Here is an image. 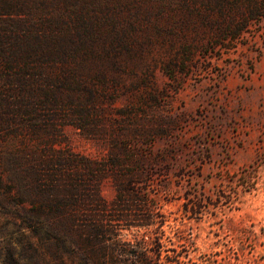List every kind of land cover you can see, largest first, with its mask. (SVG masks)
I'll list each match as a JSON object with an SVG mask.
<instances>
[{"label": "rangeland", "instance_id": "1", "mask_svg": "<svg viewBox=\"0 0 264 264\" xmlns=\"http://www.w3.org/2000/svg\"><path fill=\"white\" fill-rule=\"evenodd\" d=\"M8 1L0 74L25 22L67 60L24 113L0 97V264L137 263L117 246L264 264V0H39L30 17L1 14ZM19 154L40 175L31 200L11 180ZM67 160L85 184L75 207ZM90 217L102 234L82 230Z\"/></svg>", "mask_w": 264, "mask_h": 264}, {"label": "trees", "instance_id": "2", "mask_svg": "<svg viewBox=\"0 0 264 264\" xmlns=\"http://www.w3.org/2000/svg\"><path fill=\"white\" fill-rule=\"evenodd\" d=\"M15 1H17V3L20 1L18 8H15V5H13V2ZM37 1L39 0H9L4 4L5 12H1V14L12 13L15 11L17 14H23L30 17L34 14V5ZM22 27L24 30L22 34L17 36L18 45L15 44L16 50H10V55L7 59L5 58L9 68L8 73L5 74L1 72L3 75L0 74V97L3 98V101L9 99L10 101L17 102L19 111L24 113L26 107H28L29 103L32 101V98L36 96L38 89L41 94H43L53 80L55 81L54 87L57 89V85L60 83L61 79L51 76L48 74V71L53 65H64L67 57L65 48L66 43L63 39H55L56 41L51 45V41H46L45 35L39 33L33 36V33H30L27 22L23 23ZM1 38L2 37H0V42L4 43V38L2 40ZM15 67H17V69ZM61 74L63 75L64 72L62 73L61 71ZM49 99H52L56 104L61 102V98H59L57 91L50 93ZM34 161L33 154H19L18 162L22 168L17 172H13L11 175V180L17 185V192L28 200L32 199V193L34 192L31 184L38 181V176H40ZM67 162L71 168V174L64 172L57 175L62 178L63 183H66L63 187L72 197L71 201L73 202H71L70 205L75 207L78 206L77 195L84 191L85 184L82 181L83 178L81 179V173L77 171L76 163H74L73 160H67ZM112 165H116V163H113ZM102 169L104 170V168ZM115 200H117L115 201V204H117L116 210L123 211L126 202L124 195L117 196ZM51 202L50 205L52 208H59L60 202H56V200H51ZM121 217L123 218L118 216L117 218H110L109 220L127 221V216L121 214ZM86 219H88V222H85L86 224L83 225L84 229L82 230L89 229L91 232L97 234H102L104 232L105 219L100 217H90L85 218V220ZM125 224L130 225V223ZM145 224H150V222H145ZM117 249V254L125 255L127 257L133 256L134 259H137L136 264H166V262L160 260V251H158L153 257V255L149 254L151 251L150 248H146L143 252L134 251L132 253L127 250H122L121 247L118 246ZM133 262H136V260ZM171 263L172 261L168 260V264ZM124 264L128 263L124 261Z\"/></svg>", "mask_w": 264, "mask_h": 264}]
</instances>
